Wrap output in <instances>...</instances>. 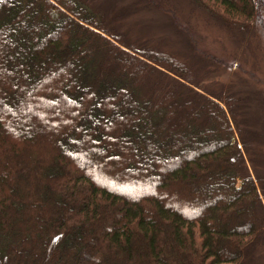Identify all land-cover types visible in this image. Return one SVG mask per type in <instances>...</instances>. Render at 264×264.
<instances>
[{
	"label": "trees",
	"instance_id": "16d2710c",
	"mask_svg": "<svg viewBox=\"0 0 264 264\" xmlns=\"http://www.w3.org/2000/svg\"><path fill=\"white\" fill-rule=\"evenodd\" d=\"M132 1L191 43L181 8L235 40L264 18V0ZM106 13L0 0V264H264V105L221 83L228 57Z\"/></svg>",
	"mask_w": 264,
	"mask_h": 264
},
{
	"label": "rangeland",
	"instance_id": "374dc122",
	"mask_svg": "<svg viewBox=\"0 0 264 264\" xmlns=\"http://www.w3.org/2000/svg\"><path fill=\"white\" fill-rule=\"evenodd\" d=\"M86 1L95 9L107 12L106 18L108 19L119 14L118 24L121 23L123 30L128 32L130 36L152 46H157L163 52L176 57L184 55L194 57L192 46H188L190 40L188 38L185 40L184 37L175 33L169 25L168 18L163 14L164 12L132 0ZM180 11L184 26H186L185 23H189L186 27L194 34L192 43H190L196 44L200 52L207 53L217 60L225 61L222 58L228 57L230 65L227 73L220 80L221 83L225 86L230 85L231 92L236 96L245 99L248 97L252 105V112L255 109L257 111L259 105H264V91L262 89L264 75L257 72L261 67H264V62L261 64L262 60L259 58L260 56L254 53V50L264 44V18L259 24V32L254 31L252 34L235 40L214 27L203 15L195 12L189 18L188 14L191 15V13L187 14L186 10L182 8ZM256 73L257 75H255Z\"/></svg>",
	"mask_w": 264,
	"mask_h": 264
}]
</instances>
